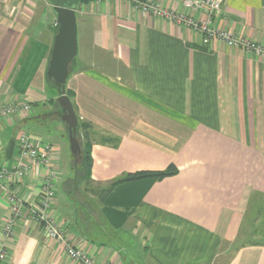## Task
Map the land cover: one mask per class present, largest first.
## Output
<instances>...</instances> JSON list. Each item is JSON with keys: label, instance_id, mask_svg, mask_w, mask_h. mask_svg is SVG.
Here are the masks:
<instances>
[{"label": "crops", "instance_id": "obj_1", "mask_svg": "<svg viewBox=\"0 0 264 264\" xmlns=\"http://www.w3.org/2000/svg\"><path fill=\"white\" fill-rule=\"evenodd\" d=\"M148 1L189 11L183 0ZM222 3L216 27L264 45V0ZM76 14L78 54L66 89L89 124L91 186L170 165L178 173L120 183L103 202L85 184L69 192L74 155L67 173L60 159L67 125L57 126L58 137L24 129H45L63 112L47 76L57 13L24 1L0 5V107L31 105L0 117V166L17 162V143L7 153L22 132L54 147L55 214L96 264H264V59L219 40L203 45L197 31L144 16L134 0H87ZM46 172L31 164L9 189L29 206ZM7 216L0 192V241ZM7 245L1 264H81L28 213Z\"/></svg>", "mask_w": 264, "mask_h": 264}, {"label": "built area", "instance_id": "obj_2", "mask_svg": "<svg viewBox=\"0 0 264 264\" xmlns=\"http://www.w3.org/2000/svg\"><path fill=\"white\" fill-rule=\"evenodd\" d=\"M183 5L189 11L168 8L154 1L134 0L135 8L144 16L160 17L180 27L197 31L203 45H210L214 40H219L264 59V45L231 30L216 27L215 17L222 9V0H183ZM197 13L199 16H195ZM29 111L31 105L28 103L3 105L0 107V117L18 116ZM16 143L19 152L17 162L12 166H0V192L5 193L8 202V216L1 228L0 264L8 257L7 241L13 238L18 221L25 213L39 222L49 238L60 242L71 259L81 264H96L84 250L70 243L64 223L55 214L58 173L50 163L54 147L49 143L35 144L24 132L18 135ZM36 163L46 164L47 172L39 198L35 203L26 206L24 199L9 189V184L22 180L31 164Z\"/></svg>", "mask_w": 264, "mask_h": 264}, {"label": "water", "instance_id": "obj_3", "mask_svg": "<svg viewBox=\"0 0 264 264\" xmlns=\"http://www.w3.org/2000/svg\"><path fill=\"white\" fill-rule=\"evenodd\" d=\"M84 0H50L57 13V31L51 51L47 76L61 87L58 102L62 108L61 118L68 127L70 149L74 156L81 155L82 148L77 138L78 117L70 97L66 93V82L70 66L78 54V22L76 9ZM15 141L11 142L7 157L11 158Z\"/></svg>", "mask_w": 264, "mask_h": 264}, {"label": "trees", "instance_id": "obj_4", "mask_svg": "<svg viewBox=\"0 0 264 264\" xmlns=\"http://www.w3.org/2000/svg\"><path fill=\"white\" fill-rule=\"evenodd\" d=\"M84 1H87V0H84ZM71 67H72V64L70 66V73H71ZM48 80L51 81L54 85H56V87L59 90V93H61V87L55 82V80L49 77H48ZM66 93L72 100L74 97L73 91H71L70 89H66ZM55 103L59 105L58 98L55 100ZM88 127H89L88 123L82 122L78 118L77 138L80 142L82 153L81 155L74 156V176L72 178L71 184H69L71 186L69 192L70 193L72 192L73 195H75V190L78 191L79 189H81V186L85 184L83 192L92 193L99 199L100 202H103L106 199V197L111 193V191L120 183L144 179V178L162 179L164 177L172 176L178 173V168L174 165H170L164 170H143V171L128 173L118 179H115L108 186H105V187L91 186L92 156H91V149H90L91 142L88 138ZM82 130H84V133L86 135L85 139L82 138V135H81Z\"/></svg>", "mask_w": 264, "mask_h": 264}, {"label": "rangeland", "instance_id": "obj_5", "mask_svg": "<svg viewBox=\"0 0 264 264\" xmlns=\"http://www.w3.org/2000/svg\"><path fill=\"white\" fill-rule=\"evenodd\" d=\"M22 1H24L26 3H33V4L48 3L51 5L50 0H0V5L4 6L5 4H18V3H22ZM48 122H49L48 123L49 125L45 129L42 127L41 128L40 127H33L32 124L26 126L24 129L26 132H33V133H38V134H39V131L42 130L43 132L49 133V134H47L48 137L60 136L61 133L57 131V126L66 124L65 121L60 117L57 119L48 118ZM11 134L14 135L15 131L12 130ZM61 140L63 141L60 143V145H61V148H60L61 169L63 172L67 173L66 171L69 170V168L71 167L70 164H71V160H72V152L70 149L69 134L67 131L65 132V137Z\"/></svg>", "mask_w": 264, "mask_h": 264}]
</instances>
